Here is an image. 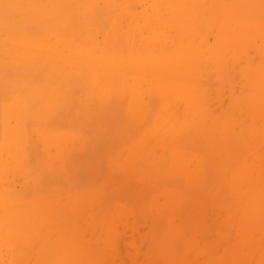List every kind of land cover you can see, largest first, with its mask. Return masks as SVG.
Wrapping results in <instances>:
<instances>
[{
    "label": "bare ground",
    "instance_id": "6f19581e",
    "mask_svg": "<svg viewBox=\"0 0 264 264\" xmlns=\"http://www.w3.org/2000/svg\"><path fill=\"white\" fill-rule=\"evenodd\" d=\"M210 2L226 0H0V264H95L82 242L63 252L68 230L61 199L54 206L51 196L29 188L31 159L39 140L54 150L48 161L64 158L63 124L88 125L95 140L118 135L124 110L148 123L126 159L149 155L150 140L169 156L155 160L162 176L154 194L163 205L152 204L176 210L170 239L198 226L204 213H215L219 220L211 227L229 242L224 262L264 264V157L242 142V116L250 114L257 131L253 104L262 98L240 95L217 119L193 105L201 59L219 57L221 66L252 36L249 27L216 14ZM155 28L176 41L168 62L142 41ZM203 30L215 34L213 45L198 38ZM151 98L163 109L147 115ZM225 151L234 155L214 159ZM19 179L26 181L17 190ZM187 194L195 199L189 204ZM124 220L111 219L110 241ZM98 236L93 232V243Z\"/></svg>",
    "mask_w": 264,
    "mask_h": 264
},
{
    "label": "rangeland",
    "instance_id": "374dc122",
    "mask_svg": "<svg viewBox=\"0 0 264 264\" xmlns=\"http://www.w3.org/2000/svg\"><path fill=\"white\" fill-rule=\"evenodd\" d=\"M213 2L206 5L212 7L216 14L249 27L252 36L245 39L241 50L221 66L219 57L201 59V75L195 74L194 78L198 86L195 82L193 105H200L198 111L206 110L217 119L221 108L229 107L230 102L236 103L234 98L254 92L255 97L262 98L253 104L258 121L255 122L257 131H254L251 115L244 113L242 142L251 147L253 154L264 157V0H226L225 3L212 5ZM145 36L147 39L143 38V43H152L155 51L158 49L157 52L165 53L164 62L172 58L171 46L176 41L168 36L166 29L155 28ZM201 37L209 46L215 43L214 33L203 30L198 38ZM143 53L146 51L143 50ZM196 55L195 50L191 51L190 56ZM212 61L216 64L213 65ZM243 70L247 74H243ZM145 96H148L147 93ZM150 102L151 109H143L147 115L163 109L156 98H151ZM179 104V111H182L183 102ZM232 108H237L236 104ZM123 117L124 127L118 135L109 139L100 135L99 140H95L88 125L84 130L80 126L72 128L63 124L61 128H64L62 131L67 130L68 140L64 158L55 157L48 161V152L53 154V148L47 151L40 140L35 145L36 159H31L34 164L29 170V188H39L47 194V199L51 196L54 206L60 197L63 207L59 205L61 217H64L61 222L68 230L64 231L67 246H64L63 252L79 241L95 264H227L224 259L228 258L229 242L221 235L218 226L211 227V223L216 224L219 220L215 213H204L198 226L190 227L176 239H170L167 227L176 210L170 207L159 210L160 207L152 204L154 199L157 204L163 205V197L154 194L162 176L155 160L169 159V156L164 153L162 144L154 145L155 142L150 140L149 155L140 154L132 161L126 159L128 152L138 146L148 123L145 119L139 120L129 110H124ZM84 123L87 124L85 119ZM183 136V140L188 137L186 133ZM230 155H234L233 151L216 153L213 157L227 159ZM219 167L227 169L226 165ZM25 181L19 179L16 189L20 190ZM185 199L186 204L195 200L188 194ZM203 204L200 203V209ZM113 217L125 219V226H118L120 229L112 242L107 229ZM95 231L99 236L93 243Z\"/></svg>",
    "mask_w": 264,
    "mask_h": 264
}]
</instances>
